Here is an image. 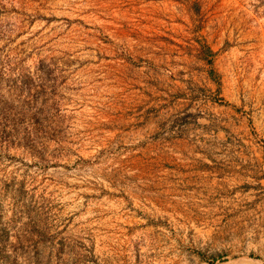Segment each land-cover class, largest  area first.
Listing matches in <instances>:
<instances>
[{
	"label": "rangeland",
	"instance_id": "rangeland-1",
	"mask_svg": "<svg viewBox=\"0 0 264 264\" xmlns=\"http://www.w3.org/2000/svg\"><path fill=\"white\" fill-rule=\"evenodd\" d=\"M244 257L264 0H0V264Z\"/></svg>",
	"mask_w": 264,
	"mask_h": 264
},
{
	"label": "bare ground",
	"instance_id": "bare-ground-1",
	"mask_svg": "<svg viewBox=\"0 0 264 264\" xmlns=\"http://www.w3.org/2000/svg\"><path fill=\"white\" fill-rule=\"evenodd\" d=\"M235 264H261V263L255 261L254 259L244 257L242 259L236 260Z\"/></svg>",
	"mask_w": 264,
	"mask_h": 264
}]
</instances>
